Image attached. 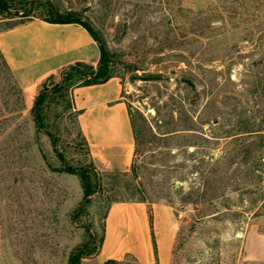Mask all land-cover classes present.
I'll list each match as a JSON object with an SVG mask.
<instances>
[{"label": "rangeland", "instance_id": "rangeland-1", "mask_svg": "<svg viewBox=\"0 0 264 264\" xmlns=\"http://www.w3.org/2000/svg\"><path fill=\"white\" fill-rule=\"evenodd\" d=\"M2 3L0 32L55 8L106 55L26 89L0 50V264H111L98 252L116 201L171 210L175 242L149 264H264V0ZM96 74L124 87L127 173L91 166L71 88Z\"/></svg>", "mask_w": 264, "mask_h": 264}, {"label": "crops", "instance_id": "crops-1", "mask_svg": "<svg viewBox=\"0 0 264 264\" xmlns=\"http://www.w3.org/2000/svg\"><path fill=\"white\" fill-rule=\"evenodd\" d=\"M0 50L26 89L79 64L98 66L103 58L101 44L83 24L36 16L1 31ZM71 95L91 166L101 173L129 172L136 138L120 80L111 76L75 84ZM175 237L174 217L166 205L116 201L105 219L100 256L115 262L130 254L141 263H163Z\"/></svg>", "mask_w": 264, "mask_h": 264}, {"label": "water", "instance_id": "water-1", "mask_svg": "<svg viewBox=\"0 0 264 264\" xmlns=\"http://www.w3.org/2000/svg\"><path fill=\"white\" fill-rule=\"evenodd\" d=\"M0 6H2V7H5L4 6V4L0 1ZM54 10H55V13H56V16H57V18L58 19H60V21H65V19H63L62 17H61V15L59 14V12L54 8ZM29 11H33V4H32V6H31V9L29 10ZM17 13H19V12H17ZM75 19H77V20H79V19H81L80 17H76ZM69 21H73V20H69ZM89 26H90V24L89 23H87ZM91 27V26H90ZM92 28V27H91ZM96 35V34H95ZM97 37V39H98V41H100V38L98 37V36H96ZM101 43V42H100ZM101 47H102V50L104 51V48H103V46H102V43H101ZM104 54L106 55V52L104 51ZM111 77V75L110 74H108L107 76H106V78L105 79H109ZM41 97V93L38 95V97H37V99H36V106L38 105V101H39V98ZM35 120H36V117L34 118ZM83 202H81V204H82ZM81 206V205H80ZM77 214H79V210L77 211ZM100 253V251L98 252V254ZM71 264H73V261H72V263ZM111 264H120V263H118V262H112Z\"/></svg>", "mask_w": 264, "mask_h": 264}, {"label": "trees", "instance_id": "trees-1", "mask_svg": "<svg viewBox=\"0 0 264 264\" xmlns=\"http://www.w3.org/2000/svg\"><path fill=\"white\" fill-rule=\"evenodd\" d=\"M1 2H3V0H0ZM57 21H60V19H58L57 18ZM73 22H79V23H81V24H83L86 28H88L91 32H92V34L96 37V35H95V33H94V31L92 30V28L89 26V25H87L86 23H83L82 21H73ZM97 39V38H96ZM103 51V50H102ZM103 55L105 56V54H104V51H103ZM79 65H82V64H79ZM93 66H91L89 69H91ZM92 73H94V72H92ZM87 74H90L91 75V72H89L88 70H86L85 72H84V75H87ZM101 77H104V75L103 76H101ZM100 80H104V78L103 79H100V76H98V74H96V77H94V78H90V79H86V81H85V83H95V82H98V81H100ZM38 103H39V101H38ZM64 170H67V171H69L70 169L69 168H66V169H64Z\"/></svg>", "mask_w": 264, "mask_h": 264}]
</instances>
